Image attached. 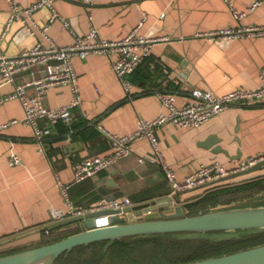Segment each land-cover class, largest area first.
<instances>
[{"label": "crops", "instance_id": "1", "mask_svg": "<svg viewBox=\"0 0 264 264\" xmlns=\"http://www.w3.org/2000/svg\"><path fill=\"white\" fill-rule=\"evenodd\" d=\"M17 1L29 6L36 0ZM231 1L238 9L246 10L254 0ZM10 9L8 0H0V49L11 56L39 40L45 45L51 41L70 44L92 24L104 36L118 39L142 21L141 33L164 38L156 41L151 54L135 72L127 75L131 79L129 90L114 72L107 55L75 56L82 102L73 108L78 118L61 123L69 126L86 117L95 123L97 134L91 132L88 124L62 135L55 127L51 134L60 136L59 139L43 146L32 127L22 122L11 124L0 133L1 250L31 247L44 239L49 231H43V227L59 219L56 217L59 213H69L70 204L60 181H73L74 162L112 151L104 129L127 134L136 129L140 117L153 119L167 112L158 92L174 94L176 103L183 105L191 99L194 87L222 94L237 87L259 86L264 79V34L237 37L208 34L229 25H264V0L242 18L235 17L228 0H95L91 6L79 0H56L54 8L41 7L27 21L16 19L6 29ZM27 24L47 25L48 37L37 28L36 34H32ZM31 78L30 71L19 73L15 82L2 85V95L13 92L15 85ZM29 92H35L34 86L29 87ZM73 97L69 85H57L47 91L44 99L48 106L59 107L69 104ZM23 115L20 99L0 103V123ZM156 134L168 164L179 179L201 163L219 160L231 166L241 156L264 152V100L251 105H230L198 126L184 128L166 122ZM217 147L222 150H215ZM131 149L129 155L96 176L73 183L69 188L73 205L91 207L103 197L126 196L140 205L172 196L171 182L161 164L151 159L154 153L149 139H135ZM12 152L21 156L20 163H10ZM256 177H264V169L236 179ZM216 185L179 192L172 197L173 202L188 212V202ZM158 205L157 211L166 210L171 203ZM65 228L80 230L84 224L60 229Z\"/></svg>", "mask_w": 264, "mask_h": 264}, {"label": "built area", "instance_id": "2", "mask_svg": "<svg viewBox=\"0 0 264 264\" xmlns=\"http://www.w3.org/2000/svg\"><path fill=\"white\" fill-rule=\"evenodd\" d=\"M79 1L88 6L95 2V0ZM8 2L11 9L6 29L16 19L22 18L27 21L28 18L32 17L33 12L41 7L54 8L56 0H36L29 6L23 5L17 0H8ZM261 2L262 0H254L246 10H241L235 7L231 0H228L236 18L244 17ZM141 25L142 21L128 34L118 39H110L104 36L100 29L92 24L87 32L77 34L73 42L67 45H60L54 41L45 45L42 40H39L35 45L23 49L15 56L8 55L0 49V103L7 99L18 98L24 110L23 117L11 118L0 123V133L11 124L22 122L32 127L36 139L44 146L45 136L53 133L58 120L63 119L67 122L74 120L73 108L82 102L79 75L74 64L75 56L86 58L93 53L107 55L114 72L126 89L129 90L131 83L127 75L132 73L151 54L154 43L164 38L141 33ZM27 26L32 34H36L38 29L41 30L43 36L48 37L47 25L40 27L37 24H27ZM208 34L231 37L243 34L261 35L264 34V25H229ZM25 71H30L32 78L15 85L13 92L3 96L1 93L2 85L6 82H15L16 76ZM57 85H69L74 97L69 104L50 107L46 104L44 98L47 91L52 86ZM30 86H34V93L29 92ZM158 96L162 104L168 108L167 112H161L153 119L140 117L136 129L127 134H117L104 129L105 134L111 140L112 151L104 155L97 154L74 162L75 175L73 181L68 183L60 181L64 195L70 204V210L68 214L59 213L56 217L64 218L70 215L99 211L100 213L95 218V226L101 227L111 224L110 214L106 213L105 210L137 206L127 196L122 198L103 197L96 205L91 207L74 206L69 197V188L73 183L96 176L101 170L129 155L132 152L131 143L137 138L146 137L149 139L154 153L151 159L161 164L167 178L170 180L172 186L170 195L172 197H176L179 192L193 188L235 180L237 177L223 181L219 179L234 175L236 172L245 170L264 159V152H262L255 155L241 156L231 166H226L219 160H213L210 163L199 164L185 178L179 179L174 169L168 164L156 134L157 129L166 122H175L184 128L198 126L230 105H251L264 100V79L259 86L253 88L237 87L222 94L210 88L194 87L191 90V99L183 105L176 103L174 94L158 92ZM144 159V157L139 158L140 161H144ZM20 161L21 156L16 152H12L10 163L13 165L20 163ZM155 213L156 210L149 209L134 217H146Z\"/></svg>", "mask_w": 264, "mask_h": 264}, {"label": "water", "instance_id": "3", "mask_svg": "<svg viewBox=\"0 0 264 264\" xmlns=\"http://www.w3.org/2000/svg\"><path fill=\"white\" fill-rule=\"evenodd\" d=\"M212 138V141L215 140V137ZM215 150H222V148L217 147ZM240 156L241 152L238 154V157ZM262 169H264V159L245 170L219 180L240 177ZM165 202H169L171 205L166 210L157 211L158 204ZM149 209L156 210V213L146 217H134ZM105 212L110 214L111 224L101 227L95 226V218L100 213L99 211L70 215L54 220L44 226L43 231L69 227L77 223H83L84 228L52 242L2 254L0 255V264H55L62 254L74 247L97 240H114L125 236L165 232H183L189 236H208L209 232L216 231L213 233L214 236L231 237L238 235V231L242 230H264V204L211 208L207 211L200 210L198 213L189 214L184 206L175 204L172 196H169L153 203L129 206L124 209L110 208ZM170 264H264V243L222 255Z\"/></svg>", "mask_w": 264, "mask_h": 264}, {"label": "trees", "instance_id": "4", "mask_svg": "<svg viewBox=\"0 0 264 264\" xmlns=\"http://www.w3.org/2000/svg\"><path fill=\"white\" fill-rule=\"evenodd\" d=\"M136 69L133 72H135ZM129 80L131 81V79ZM74 118H78V116L76 115ZM62 121L63 119H60L56 124L58 133L61 135L84 124H88V127L93 129L91 132H93L94 135L98 133L97 129L93 126L95 123L89 118H81L80 121L73 122V124L69 126L67 124H62ZM58 137L60 136L48 134L43 141L47 145L54 143L59 139ZM245 179L238 180L240 182L234 184L232 183L233 180L219 183L214 186L216 188L211 189L203 196L188 202L186 204L188 209L187 213H198L200 210L206 211L220 203L225 204L233 202L235 196H237L235 198V200H237L240 197L264 192V177ZM239 190H249L252 191V193L248 195L243 194L238 197L237 192ZM226 195H229V198H227ZM58 229L60 228L50 230L46 233L44 239L36 245L52 242L64 237H53ZM215 232L216 231L209 232L210 234L208 236H189L183 232H165L125 236L114 240H97L79 245L65 252L56 260L55 264L183 263L210 256L222 255L264 243V230H242L238 231V235H233L231 237L214 236L213 233ZM24 248L27 247H19L9 250L0 249V255L15 252Z\"/></svg>", "mask_w": 264, "mask_h": 264}, {"label": "rangeland", "instance_id": "5", "mask_svg": "<svg viewBox=\"0 0 264 264\" xmlns=\"http://www.w3.org/2000/svg\"><path fill=\"white\" fill-rule=\"evenodd\" d=\"M238 180H244V179H235V180H233L232 183L234 184V183L240 182ZM251 193H252V191H249V190H239L237 192L238 197H240L243 194L248 195V194H251ZM226 197L229 198V195H226ZM236 197L237 196H235L233 198L234 199L233 202L225 203L224 205H222V206H220L218 208L264 204V195H261L260 193H257V194L255 193L254 195L251 194V195L246 196V197H240L237 200H235ZM76 231L77 230L73 229V228L58 229V230H56L55 235H53V237L55 238V237H60V236H66V235L74 233Z\"/></svg>", "mask_w": 264, "mask_h": 264}]
</instances>
